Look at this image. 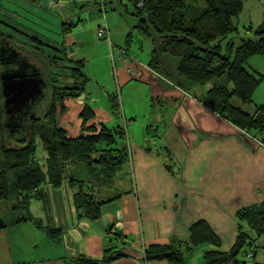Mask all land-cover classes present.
I'll use <instances>...</instances> for the list:
<instances>
[{
	"label": "crops",
	"instance_id": "1",
	"mask_svg": "<svg viewBox=\"0 0 264 264\" xmlns=\"http://www.w3.org/2000/svg\"><path fill=\"white\" fill-rule=\"evenodd\" d=\"M66 32L69 39L64 45L75 44L71 29ZM98 44L109 49V82L87 83L81 97L65 99L58 126L68 137H78L79 114L88 105L94 118L87 126L111 127L120 118L110 99L116 94L126 128L122 143L128 153L132 182L121 193L112 190L114 182L102 189V195L113 193L104 199L119 197L102 206L101 217L94 221L77 216L74 190L66 181L57 189L69 187L70 194L62 195L51 185H43L41 190H46L42 198L30 203L31 217L39 224L24 221L0 230V264H84L87 259L97 260L95 264H170L166 260H145L144 250L150 245L188 240L190 227L198 221L210 227L220 245H195L184 264H206L207 252H227L233 246L238 234L236 212L264 201V145L207 107V90L197 96L168 86L147 64L119 62V52L113 53L112 43ZM77 60L84 65L83 59ZM127 68L139 72L140 77L128 75ZM139 91L148 100L150 118L156 124L152 129L157 132L158 124L162 130L155 151L128 135L125 112L129 120L136 121ZM163 138V144L159 143ZM171 142L178 144L176 150L181 153V159L174 161V170L158 155V149L172 152L167 147ZM50 230H55L51 236ZM259 240L264 241V234ZM259 246L264 247V243ZM242 262L232 259L226 264Z\"/></svg>",
	"mask_w": 264,
	"mask_h": 264
},
{
	"label": "trees",
	"instance_id": "2",
	"mask_svg": "<svg viewBox=\"0 0 264 264\" xmlns=\"http://www.w3.org/2000/svg\"><path fill=\"white\" fill-rule=\"evenodd\" d=\"M243 1L135 0L133 16L137 23L133 28L151 39L153 47L147 66L162 83L166 82L160 75L169 78L171 84H166L181 89L184 82L206 85L222 78L231 82V91L223 85L210 87L206 92L205 105L264 145V103L256 106L253 113L230 103L232 97L250 103L261 80L248 73L244 65L254 55L264 57V12L261 22L253 29L254 37L241 40L232 57L222 53L221 48L222 40L236 31L233 19L242 11ZM11 39L9 32L0 30L2 49L7 50L11 46ZM32 39L44 46L36 37ZM227 45L228 50L233 47L231 41ZM14 51L18 59L28 63L26 56ZM46 58L50 59V67L49 79L44 77V89L50 87V101L43 115L40 114V105L47 100L45 90L35 108L17 115L6 114L0 94V202L2 209L10 206L4 217L5 210H0V230L24 221L39 224L28 212L17 217L13 214L18 210L29 211L31 201L42 198L40 188L45 184L57 189L66 181L74 190L72 200L77 216L90 221L99 219L102 206L119 197L117 194L104 199L100 193L103 188L113 185L117 169L128 161L123 143L117 142L118 137L125 138L124 128L105 124L98 129L87 126L94 113L85 105L79 114L81 134L76 138L68 137L67 132L58 126L57 119L65 111L63 101L82 95L89 79L82 70V61L68 59L70 65L66 66L57 62L64 60L57 55ZM169 58L176 60L174 75L167 71ZM53 68L59 72L54 73ZM110 99L114 111L118 112L117 95H110ZM236 220L238 234L233 246L227 252H207L204 255L206 264H226L244 245L258 248L255 243L264 234V201L238 210ZM50 231L48 235L51 236L55 230ZM189 231L188 240L148 246L144 250V259L184 264L185 256L195 245L204 242L220 245L219 238L204 221L196 222ZM259 248L264 253V247ZM253 253L255 251L251 253L252 258ZM82 262L95 264L97 260Z\"/></svg>",
	"mask_w": 264,
	"mask_h": 264
},
{
	"label": "rangeland",
	"instance_id": "3",
	"mask_svg": "<svg viewBox=\"0 0 264 264\" xmlns=\"http://www.w3.org/2000/svg\"><path fill=\"white\" fill-rule=\"evenodd\" d=\"M135 0H38L31 2L29 0H0V30L9 32L12 35L10 45L16 50L20 51L23 56H26L27 61L31 63L35 68L39 69L47 80L49 65L46 56L57 55L64 59L57 60L58 63L69 66L68 59H79L84 61L82 70L89 78L88 84L91 83H108L111 77V68L107 67L106 55L109 54V49L105 50L104 47L98 43H112L113 53L120 54V50L127 52L131 58L135 61L148 64L150 60V53L153 47L150 38L145 37L137 32L133 26L137 23V19L133 16L135 12L134 7ZM264 12V0H244L242 11L237 17L233 19V23L236 27L234 33L229 34L221 42L222 53H228L231 57L234 55V49L241 43V40L253 38V29L259 25L262 20ZM105 24L109 34V40L106 37H98V25ZM13 27V29L11 28ZM67 29H71L72 37L76 38L75 44L64 45L69 38ZM68 36V37H67ZM37 38L44 43V46L40 43L32 41V38ZM233 43V47L228 50V42ZM98 42V43H97ZM36 53V56L33 55ZM170 64L168 66V74L174 75L176 60L173 58L168 59ZM246 71L256 78H261L258 86L252 95V101L250 103H243L238 98L232 97L230 103L234 106L240 107L242 110L253 113L256 106L264 103V57L261 55H254L248 59L244 65ZM54 73L59 72V69H52ZM140 77V76H139ZM160 78L171 84L169 78L161 76ZM97 81V82H96ZM160 81V80H159ZM165 83V84H166ZM135 84V83H134ZM169 84H167L169 86ZM190 83H182V89L191 95L202 96L206 90L214 85H223L229 91L233 88V84L226 79L222 78L206 85H194L195 89L191 90L188 87ZM47 100L40 105V114L46 110L49 104L50 87L44 89ZM142 91V87L140 88ZM137 92L138 105L136 121L129 120L127 117V129L128 135L131 140H137L140 143L147 144L152 150H156L154 144L158 142L156 139L159 135L158 132L162 131L160 125L157 124V132L152 129L156 127V124L151 121V110L146 97L143 92ZM207 92V91H206ZM117 94H120L117 91ZM123 93V100H124ZM124 103V101H123ZM136 104L134 105V107ZM156 106V105H155ZM120 118L118 123L111 124V127L125 128L123 125L121 108H119ZM146 123V124H145ZM153 123V124H151ZM118 124V125H117ZM151 124V125H150ZM145 125H150L148 128ZM146 128V129H145ZM126 129V128H125ZM165 138L161 140L162 143ZM124 139L117 138V142L121 143ZM173 140V139H172ZM163 144V143H162ZM146 145V146H147ZM172 152L168 153L164 150L158 149V155L164 163L171 165L174 170V161L176 158L181 159V153L176 149L178 144L171 142ZM175 151V152H174ZM40 153H42L40 151ZM41 158H43L41 156ZM132 182V171L129 167V162L124 163L117 169L114 177L115 188L112 190L116 193H121ZM42 188V187H41ZM40 188V190H41ZM46 189L41 190L43 193ZM62 195L70 194L71 189L69 187H61L56 189ZM43 195V194H42ZM112 191L108 192L104 196L111 197ZM65 199V198H64ZM0 210L3 211V217L5 212L10 211V206L2 209V202H0ZM32 215L31 208L29 211L18 210L15 211L13 216H24L26 213ZM2 216L0 218H2ZM264 241L257 239L254 246L244 245L239 252L234 256V259L238 261H244L248 264L252 262L264 264V253L259 248V245ZM24 247V246H23ZM22 247V250H27ZM253 253L254 258L251 257Z\"/></svg>",
	"mask_w": 264,
	"mask_h": 264
},
{
	"label": "water",
	"instance_id": "4",
	"mask_svg": "<svg viewBox=\"0 0 264 264\" xmlns=\"http://www.w3.org/2000/svg\"><path fill=\"white\" fill-rule=\"evenodd\" d=\"M6 56V50L1 48L0 58H4L5 60L3 65H9L15 62L18 67L13 70L2 69L0 72V94L3 97L2 105L6 114H12L13 112L22 113L23 110L21 109L28 102L31 101V103L36 104L43 98L46 83L40 70L18 59L16 52ZM2 125L6 126V123ZM102 220L106 221L105 215H103Z\"/></svg>",
	"mask_w": 264,
	"mask_h": 264
},
{
	"label": "built area",
	"instance_id": "5",
	"mask_svg": "<svg viewBox=\"0 0 264 264\" xmlns=\"http://www.w3.org/2000/svg\"><path fill=\"white\" fill-rule=\"evenodd\" d=\"M97 32L99 37H104V38L106 37V39L109 40V34L105 24H101V26L98 27ZM118 61L135 62V60L131 58L124 50H120ZM126 73L130 76H135V75L140 76L139 72H135L133 69L130 68L126 69Z\"/></svg>",
	"mask_w": 264,
	"mask_h": 264
},
{
	"label": "flooded vegetation",
	"instance_id": "6",
	"mask_svg": "<svg viewBox=\"0 0 264 264\" xmlns=\"http://www.w3.org/2000/svg\"><path fill=\"white\" fill-rule=\"evenodd\" d=\"M1 43V41H0ZM10 46V45H9ZM2 48V45H0V49ZM14 50H16L15 48H13V46L11 45L7 50H6V55H10V54H13V52H15ZM6 56V57H7ZM5 62L4 58H0V72L2 69H9V70H13V69H16L18 66L15 62H12L10 63L9 65H3V63ZM29 63V62H28ZM30 65H32L31 63H29ZM33 107L35 108V104L28 102L26 104V106L24 108H22L21 110H23L24 113H28L30 111V109H33ZM13 113H16V112H13ZM19 114V113H18ZM17 115V113H16ZM1 125V124H0ZM1 128V126H0Z\"/></svg>",
	"mask_w": 264,
	"mask_h": 264
}]
</instances>
